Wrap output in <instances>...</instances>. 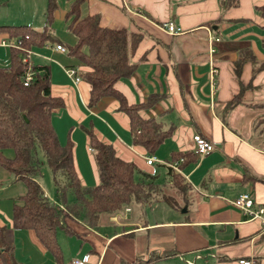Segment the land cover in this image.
Segmentation results:
<instances>
[{
	"label": "crops",
	"instance_id": "obj_1",
	"mask_svg": "<svg viewBox=\"0 0 264 264\" xmlns=\"http://www.w3.org/2000/svg\"><path fill=\"white\" fill-rule=\"evenodd\" d=\"M10 1L0 3L7 6ZM230 1L83 3L82 15L98 14L104 27L141 35L131 58L134 71L119 79L115 88L128 104L146 103L138 114L153 119L167 131L152 153L134 143L130 118L120 109L117 98L105 96L95 105H88L91 86L81 78L85 68L67 52L55 49L57 44L66 48L65 42L72 41L68 30L67 40L53 32L57 26L66 27L68 10L58 5L52 23L54 42L31 50L41 60L39 66L50 65L51 94L64 101V107L53 112L52 123L60 143L68 138L73 141L74 162L84 185L99 183L85 128H92L99 139L111 144L119 158L135 164L136 180L142 179V173L155 180L154 163L167 168L175 152H193L192 137L196 133L216 145L213 151L201 158L195 156V162L180 169L191 185L189 199L180 210L170 208L169 217H148L147 210L154 204L130 205L98 229L68 219L73 232L57 231L63 264L85 255L87 264L131 263L146 259L151 252L168 253L151 264H241V259L264 264V213L263 219H250L232 203L247 192L264 208V182L253 178H264V18L256 9L264 0H237L235 6L225 5ZM21 11L6 14L26 19L29 13ZM4 21L9 22L0 20V26L28 25ZM168 21L180 31L168 33L162 27ZM8 42L7 32L0 31V67L10 65ZM240 61L243 63L236 71ZM67 69H74L79 80L69 76ZM236 94L242 95L241 103L225 111L226 103ZM148 157L156 160L148 164ZM42 188L51 201L57 202L56 190L51 194ZM25 192V183L0 167L1 226L12 227L13 205ZM13 239L15 256L22 263H55L32 230H14Z\"/></svg>",
	"mask_w": 264,
	"mask_h": 264
},
{
	"label": "trees",
	"instance_id": "obj_2",
	"mask_svg": "<svg viewBox=\"0 0 264 264\" xmlns=\"http://www.w3.org/2000/svg\"><path fill=\"white\" fill-rule=\"evenodd\" d=\"M4 1V0H1ZM86 0H73L65 13L66 28L72 41L65 42L66 52L85 68L81 78L91 86L88 105H95L105 96H113L120 102V109L130 118L134 143L152 153L163 141L167 131L153 119H144L138 111L147 104H128L115 88V83L129 77L135 64L131 61L141 35L126 29H112L100 24L98 14L82 15ZM229 4V5H227ZM237 0L226 3L235 6ZM58 8L57 0H47L45 24L42 29L28 25H2L8 40L20 38L23 48H41L54 42L52 23ZM264 18V4L256 7ZM23 50L10 47V65L0 67V167L22 180L26 192L13 205L12 227L0 225V264H24L15 256L13 231L32 230L54 264H63L62 251L57 238L58 229L72 233L67 220H78L90 228L98 229L108 224L109 218L130 205L146 207L165 203L173 210H180L188 202L191 185L180 171L167 165L166 182L156 183L154 176L142 173L136 180L137 170L132 162L119 158L111 144L99 139L92 128H85L89 146L96 163L99 183L84 185L74 162V144L68 138L62 144L52 123L55 110L64 107L61 97L51 94L50 65H33V77L24 85L27 65L22 61ZM243 61L236 63V71ZM261 70V68H256ZM242 101L236 94L225 105V111L234 109ZM8 150L12 155H8ZM43 154L54 174L57 202L51 201L36 179L40 173L39 153ZM183 161L181 169L195 162L193 152H175L170 162ZM246 167V172H249ZM264 182V178L253 175ZM72 199H69V196ZM168 253L151 252L146 259L122 264H151L165 258Z\"/></svg>",
	"mask_w": 264,
	"mask_h": 264
},
{
	"label": "rangeland",
	"instance_id": "obj_3",
	"mask_svg": "<svg viewBox=\"0 0 264 264\" xmlns=\"http://www.w3.org/2000/svg\"><path fill=\"white\" fill-rule=\"evenodd\" d=\"M29 1L30 2L27 4L26 0H15V1L11 0L10 4H8L7 6H3L0 3V17L3 16L0 20H2V22H9V21H4V20H11V21L14 20L13 23L15 24L25 23V24L30 25L33 28L42 29L45 24V14L44 13L46 10L47 2L45 0L43 1V3H42V0H29ZM57 2L61 8H63L64 6L68 10L71 7L73 0H57ZM15 10L16 11L22 10L21 12H28L29 16L25 17L23 15L26 19H24L23 17L22 19H19V18L13 19L12 17H7L8 15L6 13H9V15L11 16V13H14L13 11ZM24 20H27V21H24ZM13 23H10V24H13ZM0 24L2 23L0 22ZM53 32H55V36H57L61 40H67L69 37V33L67 32V28L65 26H62V27L57 26L53 29ZM31 57H32L31 61H33L35 65L39 66L41 63V60L34 55H32ZM8 155L10 156L12 155V152L10 150H8ZM38 156L40 160V173L36 175V179L38 180L40 184H42V186H44L47 189V191L53 194L56 190L55 182H54L55 180L54 174L51 171V169L48 167L45 161V158L43 157V154L40 152ZM154 169H156V172H157V175L155 177L156 183L161 184L163 182H166L167 176H168L167 168L158 163H154ZM69 199H72L71 195L69 196ZM169 209L170 207L167 204L162 203V202L157 203L155 204L154 208H149L147 210V214H148L147 216L152 219H156V218L165 219L170 216ZM27 264H31V263H27Z\"/></svg>",
	"mask_w": 264,
	"mask_h": 264
},
{
	"label": "built area",
	"instance_id": "obj_4",
	"mask_svg": "<svg viewBox=\"0 0 264 264\" xmlns=\"http://www.w3.org/2000/svg\"><path fill=\"white\" fill-rule=\"evenodd\" d=\"M168 33L170 34H176L180 31L179 28H176L175 25L171 22H165L162 26ZM214 40H218L217 38ZM8 46L14 47L17 49L23 50L24 54L22 57V61L27 65V72L24 77V85H28L33 77V63L31 62V56L34 54L31 49L23 48L22 41L20 38L16 39L13 42H8ZM56 50H59L61 52H66V48L61 45L57 44L55 46ZM213 52V49L211 50ZM68 75L71 77H74L76 81L79 80V78L75 75L74 69H67L66 70ZM215 73V70H212L211 80L214 85V77L213 74ZM192 140L194 142V148L193 153L196 157L201 158L205 154L213 151L216 147L215 143L213 141H210L204 137H202L200 134L196 133L193 135ZM156 159L154 157H148L147 163L152 164ZM183 161L182 158L179 160L168 162L167 165L177 171H180L178 165ZM233 205L240 209L245 215L248 216L250 219H263V213L264 208L259 203L256 202L254 197L250 193H241L238 197H236L232 201ZM128 210V208H126ZM88 255H85L81 258H74L71 260L70 264H87L88 263ZM241 264H258L255 259H241L239 261ZM188 264H193V261H188Z\"/></svg>",
	"mask_w": 264,
	"mask_h": 264
}]
</instances>
